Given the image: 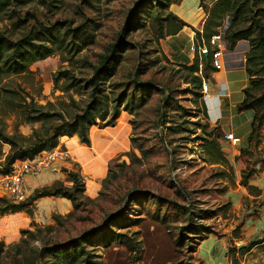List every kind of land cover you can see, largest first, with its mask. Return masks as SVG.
Instances as JSON below:
<instances>
[{
	"label": "rangeland",
	"instance_id": "1",
	"mask_svg": "<svg viewBox=\"0 0 264 264\" xmlns=\"http://www.w3.org/2000/svg\"><path fill=\"white\" fill-rule=\"evenodd\" d=\"M142 1L33 0L21 7L11 5L0 13V34L10 39H17L40 22L44 26L68 24L71 28L84 25L83 29L88 30L93 40L70 61H64L69 55L56 53L34 63L26 74L0 80V122L10 135L27 138L33 129L41 127V123H24L19 115L20 109L30 102L38 105L49 102L56 111L67 108L68 113H73L74 106L72 109L65 107L70 98L82 105L87 95L82 91L64 92L63 81L56 85L54 76L67 71L75 80L88 78L91 72L83 61L96 64L107 46L119 39L130 47L122 54L123 61L111 82L120 84L118 90H121L129 82L128 76L141 65L142 73L137 80L162 90L151 94L147 104L135 113L124 112L131 116L126 117L128 124L133 121V125L129 124L130 138L143 147L145 157L135 150L136 159L132 161L126 156L117 158L111 165L116 180L97 202L87 205L86 211L64 219L61 225L53 221L52 216L58 215L53 213L39 224L30 222L27 230H34L33 224L51 225L53 231L48 237L52 242L65 240L99 224L108 213L116 211L126 192H143L150 199L146 201L140 196L132 202L133 209L128 208V213L139 221L127 231L128 234L139 232L137 240L141 252L132 255L117 244L107 249L99 247L95 254L100 256L101 264H220L224 253L217 240L226 246L228 262L240 264L238 258L241 261L242 258L240 255L237 258L235 253L243 247L246 248L244 252L250 250L254 242H264V121L257 138L248 142L247 147L246 140L239 144V150L245 147L243 155L230 145L222 144L226 163H213L204 149L210 142L209 129L204 131L199 125L204 122L193 102V88L184 79L185 70L167 61L154 35L152 21L131 15ZM18 19L25 21L23 26H15ZM165 90L172 93L167 107L163 104L168 94ZM133 102L137 104V99ZM8 149L4 146L5 152ZM2 163L3 158H0ZM242 172L250 175V180H261L262 185L251 191L241 186ZM5 175L0 173V180ZM151 197H159L163 203L158 206ZM4 202L9 204L6 196L0 193V208ZM183 208L189 209L190 214ZM31 212V215L24 213L32 218L33 204ZM194 215L197 217L192 221L199 226L195 227L197 232L190 225ZM180 237L182 244L176 245ZM17 243L4 244L0 264H13L11 258ZM30 243L32 249L39 246L38 241Z\"/></svg>",
	"mask_w": 264,
	"mask_h": 264
},
{
	"label": "trees",
	"instance_id": "2",
	"mask_svg": "<svg viewBox=\"0 0 264 264\" xmlns=\"http://www.w3.org/2000/svg\"><path fill=\"white\" fill-rule=\"evenodd\" d=\"M31 1L33 0H0V13L6 11L11 5L21 7ZM179 1L143 0L131 11V15L137 14L152 21L154 35L160 42L166 37L176 35L187 25L169 11L170 5ZM226 18L230 21L229 27L223 33L227 49L232 51L239 41L248 43V51L244 60L248 85L243 89L244 98L237 106V111L252 110L254 113L247 139L251 143L254 138H257L264 121V0H217L208 10L201 32L195 31V55L192 64L181 67L186 72L184 78L186 83L193 88V102L197 106L200 119L203 120L198 105L202 97V83L209 78L210 73L215 71L211 66V49L208 40L222 27ZM24 22L18 19L15 26H23ZM83 28L84 25L71 28L68 24L44 26L43 23L36 22L17 39H10L0 34V80L12 75L26 74L34 63L45 60L56 53L70 56L64 61L74 59L93 41L92 35L86 28ZM129 47L128 43L119 39L107 46L96 64L83 61L91 72L88 78L75 80L67 71L58 72L54 76L53 82L56 85L63 81L61 85L64 92L74 90L76 93H81L82 91L87 95V100L82 105L70 98L65 107L72 109L74 106L73 113H68L67 108L56 111L53 104L49 102L45 105L30 102L20 109L19 115L24 123H41V127L33 129L27 138L6 133L4 125L0 122V158H3L0 173L9 174L12 165L17 160L32 159L40 152L55 148L59 144V139L64 136H76L80 144L88 146L91 127L114 126L123 112L130 115L135 113L147 104V99L151 94L156 91L161 92V89L137 80L136 77L142 73L141 65L136 68L134 74L128 76L129 82L124 84L121 90H118L120 84L111 82L123 61L122 54ZM200 48L206 50L205 55L200 54ZM167 93L163 98V104L166 107L172 98V93ZM134 99H137V104H134ZM50 122L55 124H48ZM203 122L199 125L204 131L209 129L207 136L210 137V142L204 146V149L211 156L213 163H226L221 152L222 133L217 127L211 128L208 123ZM129 123L133 125V121ZM177 131V129L173 130L174 133ZM130 143L131 150L123 156L132 161L136 159L135 150H137L142 157H145V151L140 144H135L132 138H130ZM4 146L9 147L7 152L4 151ZM239 152L243 155L244 149ZM117 160L108 163L106 177L101 180V190L95 199H90L85 195L84 178L79 168H74L63 170L66 175L65 181L71 183L70 187L65 186L64 182L57 181L50 186L35 190L23 203L4 202L3 207L0 208V216L18 212L31 215V206L35 201L46 197L63 198L70 201L72 211L66 216H52L53 221L61 225L64 219H70L79 211H86L87 205L97 202L105 194L112 182L116 180L117 176L112 171L111 165ZM250 178V175L242 172L240 185L249 191L254 189L248 185ZM137 193L139 194L132 191L126 192L121 206L116 211L108 213L99 224L65 240L52 242L48 235L53 231V226L39 227L33 224L34 230L26 229L20 232L21 239L14 246L15 253L11 261L13 264H101L100 256L95 254V250L99 247L107 249L112 244L124 247L132 255L139 254L141 252L140 241L137 240L139 232L129 234L127 232L130 227L136 225L139 219L132 218L130 212L128 213V208H132L134 205L132 202L140 196H144L143 199L146 201L150 197L143 192ZM151 199L155 200L158 206L163 203L159 197H151ZM183 211L190 214L189 209L183 208ZM196 217L194 215L191 221ZM161 222L164 224L162 220ZM190 225L193 231H198L195 227L199 226L193 221ZM30 241H38L39 246L32 249ZM175 243L181 245V237ZM257 244L259 242H254L249 248ZM4 250L5 245L0 241V258ZM245 250L246 248L243 247L238 253H243ZM27 253H30V256H27ZM136 257L139 260V256Z\"/></svg>",
	"mask_w": 264,
	"mask_h": 264
},
{
	"label": "crops",
	"instance_id": "3",
	"mask_svg": "<svg viewBox=\"0 0 264 264\" xmlns=\"http://www.w3.org/2000/svg\"><path fill=\"white\" fill-rule=\"evenodd\" d=\"M216 1L180 0L178 3L170 5L169 11L187 24L176 35L160 41V49L170 64L177 66L192 64L195 51H190V46L195 45V31L201 32L208 10ZM229 24V18H226L218 31L224 33ZM247 51L248 43L246 41H239L232 51H229L225 44L221 57V69L210 73L209 78L204 80L208 83V91L206 96L202 95L198 101L203 121L208 123L211 128L217 127L222 136L229 132L234 135L238 145H234L235 141L230 143L223 139L220 140V144H228L235 151H239L241 148L239 144L242 140H246L245 147L248 146L247 139L254 116L252 110L237 111V106L244 98L243 89L248 85L244 63ZM126 117L129 119L131 116L123 112L114 126L91 127L88 146L80 144L76 136L61 137L59 145L70 152L72 157L70 164L53 165L40 173L25 176L23 185L27 197L31 196L35 190L50 186L57 181L64 182L65 186L70 187L71 183L65 181L66 175L63 170L74 169L72 166H75L79 168L80 174L84 178L85 195L90 199H95L101 190V180L106 177L108 163L117 158H123V154L130 150L131 126ZM261 182L259 179L257 181L251 179L248 185L255 188L262 185ZM33 205L32 218L24 212L0 217V241L6 245L17 243L20 239V232L29 229L30 222L34 221L39 224L43 218H48L53 213L64 216L72 211L70 201L63 198H41ZM216 243L224 253L220 264L227 263L226 246L219 240ZM238 255L241 256L242 261ZM235 256L241 262L240 264H264V242L253 246L246 252H237ZM224 260L227 261L224 262Z\"/></svg>",
	"mask_w": 264,
	"mask_h": 264
},
{
	"label": "built area",
	"instance_id": "4",
	"mask_svg": "<svg viewBox=\"0 0 264 264\" xmlns=\"http://www.w3.org/2000/svg\"><path fill=\"white\" fill-rule=\"evenodd\" d=\"M225 40L223 33L217 31L208 40V45L211 49V66L216 71L221 69L222 52L225 49ZM190 51H195V46H190ZM200 54H206V50L199 49ZM208 91V83L203 81L201 93L206 96ZM223 140L226 142H234V135L229 132L223 135ZM72 160L70 152L60 145L55 148L38 153L32 159L17 160L12 165L9 174L5 175L0 180V193L5 195L11 204H20L27 200V195L24 190V177L31 174L40 173L42 170L53 166L67 164ZM224 264H231L229 262Z\"/></svg>",
	"mask_w": 264,
	"mask_h": 264
},
{
	"label": "water",
	"instance_id": "5",
	"mask_svg": "<svg viewBox=\"0 0 264 264\" xmlns=\"http://www.w3.org/2000/svg\"><path fill=\"white\" fill-rule=\"evenodd\" d=\"M234 145H238V141L237 140L234 142Z\"/></svg>",
	"mask_w": 264,
	"mask_h": 264
}]
</instances>
